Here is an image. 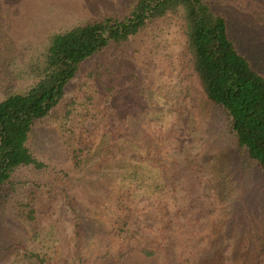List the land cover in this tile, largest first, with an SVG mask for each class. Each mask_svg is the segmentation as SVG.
I'll list each match as a JSON object with an SVG mask.
<instances>
[{
  "label": "rangeland",
  "instance_id": "rangeland-1",
  "mask_svg": "<svg viewBox=\"0 0 264 264\" xmlns=\"http://www.w3.org/2000/svg\"><path fill=\"white\" fill-rule=\"evenodd\" d=\"M206 1L264 75V0ZM130 4L0 0V99L36 80L52 34ZM28 147L44 166L17 168L2 191L0 264H264V180L201 89L181 12L82 63ZM127 205L165 207L153 256L116 251Z\"/></svg>",
  "mask_w": 264,
  "mask_h": 264
},
{
  "label": "trees",
  "instance_id": "trees-1",
  "mask_svg": "<svg viewBox=\"0 0 264 264\" xmlns=\"http://www.w3.org/2000/svg\"><path fill=\"white\" fill-rule=\"evenodd\" d=\"M175 12H181L185 21L191 66L206 99L224 113L238 147L264 180V75L238 51L226 19L206 0H131L122 16H104L52 34L36 80L0 99L1 197L7 196L2 191L12 183L17 168L44 166L28 147L33 126L58 105L81 64L109 44L125 42ZM136 167L130 165L134 169L127 178H135ZM164 210V206L153 207L134 216L131 206H120L112 228L119 241L116 251L124 243L130 245L129 252L147 257L162 250L167 228ZM159 219L162 225L157 228Z\"/></svg>",
  "mask_w": 264,
  "mask_h": 264
}]
</instances>
